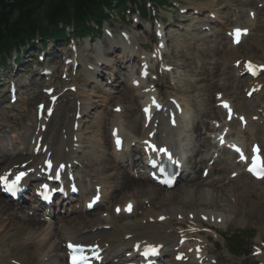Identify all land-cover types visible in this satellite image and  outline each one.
Wrapping results in <instances>:
<instances>
[{
	"label": "bare ground",
	"instance_id": "obj_1",
	"mask_svg": "<svg viewBox=\"0 0 264 264\" xmlns=\"http://www.w3.org/2000/svg\"><path fill=\"white\" fill-rule=\"evenodd\" d=\"M204 1L209 10L206 12L207 17L203 18L205 22L202 25H208L213 31L214 28L210 24L220 23L216 19L219 18L216 0ZM213 8L216 10L214 11ZM213 14L215 17L212 19ZM220 19H224L223 16ZM254 20L257 21V17ZM254 20L246 19L242 26L252 28ZM205 28H200L199 31L198 28H194L192 32L205 34L207 31L202 30ZM128 34L129 31L122 33V35ZM163 38L172 39L165 33ZM247 38L249 36H242L240 43L235 47L228 40L227 50L226 47L213 49L217 46V41L213 42L212 48L195 47L196 42L200 41L198 44H203L202 41H206L204 37L197 35V38L192 39L193 41L186 43L190 49L189 53L176 58L180 60L178 67L182 68L178 73H181V76L193 77H195L193 73H201L199 80L205 90L202 95L200 94L204 104L202 119H199L197 113L194 114L193 126L190 129L192 138L189 136L186 146L182 144V148L175 151V153L182 152L184 158L179 162L182 170H178V178L182 177L183 184L175 187L172 190L174 192L158 189L154 184L148 183L149 179L142 170V160L136 153L138 151L140 155L142 152L151 156L159 154L152 152L145 141L158 148L167 149L170 145L173 151L175 150L177 134L178 140L182 142L180 134L183 133L184 126L180 125V121L186 116L187 100L182 101L179 97H175L180 100L184 110L180 116L181 120L173 124L172 120L169 122L163 120V114L157 112V97L148 95L152 90L149 91L148 87L141 88L136 80L131 82L133 71L142 77L150 67L148 60L140 58L141 51L136 56L134 54L136 47L143 48L144 38L142 41H137L132 33L124 46L119 33L115 31L112 36L104 35L103 40H99L94 45H87L84 42L76 50L73 48L64 50L63 55H68L63 59L61 70H67L68 74H65L71 79L64 85L67 87L66 90L57 89L56 92L59 93H54L57 97L52 105L50 97L42 102V109L46 114L37 123L33 120L30 130L24 133L22 139L16 137L11 141L7 136H0V177L13 182L21 172L26 173L17 187L25 188L26 192H30L33 196L32 200L37 203L32 206L26 204L28 199L23 193L19 198L23 197L17 202L9 200L2 197L0 188V264H67L66 259L70 253L68 246L71 244L86 246V255H93L95 260H103L105 264H112L109 261L118 257L124 249L129 248L128 252L130 249L133 250L132 253H137L141 258L144 249L149 247L157 249L159 246L162 247L161 254L166 255L163 264H213L205 256V245L196 236L199 226L195 225V220L198 221L200 215L206 216L207 219L213 217V220L208 221L209 226L221 228L233 222L237 216L244 218L246 215H254V212L259 210V205L256 202L258 195L255 194L257 192L255 187H252L253 191L247 193L243 186L241 191H237L229 185L228 197L221 185L228 172L229 174L232 172V165L237 171L239 166L234 162L235 155L229 150H220L217 147L214 152L209 151L215 146L208 138L213 128L211 118H216L218 113L211 103V95L215 89L211 90L209 85L213 76L205 70V60L208 57L215 58L214 65L211 66L215 72H217V61L226 63L225 68L231 67L235 59L229 60L228 57L238 55L239 49L242 48L239 47L249 40ZM175 48L167 44L166 54L169 51L174 56ZM241 50L243 56L249 58L250 52ZM184 51L188 52L187 49ZM176 53L180 52L176 50ZM190 54L201 62L200 65L193 61ZM251 57L256 56L251 54ZM134 60L138 63L137 66L133 69L124 68L125 62H134ZM77 63L85 74L81 85L77 83L76 76L71 77L72 69ZM173 71L175 72L176 68ZM173 71L171 72L174 73ZM232 71L233 76L228 74L225 77L227 85H233V77L239 81L240 70L232 68ZM151 81L153 80L149 83ZM259 81L260 79L257 82ZM120 85L125 88L123 93L117 91ZM197 86V84L192 85L193 88ZM129 91L134 92L130 95ZM118 94L119 96H116ZM113 98L117 99L116 103L110 104L107 108L97 100L100 99L105 103ZM121 102L129 106L124 105L122 109L119 105ZM117 105L121 108L119 109ZM98 107L106 109L101 112ZM145 108L149 109V113H145ZM42 109L38 108V111ZM50 109L51 116H47V111ZM149 114L151 120L148 118ZM132 115H135L133 121L130 119ZM257 124L259 123L249 121L244 130L248 131L251 125ZM127 131L133 135L128 134ZM238 133H242L241 129L237 131ZM155 134L157 139L152 141L151 138ZM117 136L121 140L120 147L116 145ZM255 141H259L260 148L264 150L263 134L262 137L257 134V137L249 139L250 143ZM132 142L135 145L131 144ZM212 155L216 159L206 176L202 177L201 172ZM57 173H59L58 179ZM190 173L192 175L188 177ZM239 176L247 177L243 171L238 178ZM205 180H210L207 186H198ZM235 181L237 182L238 179ZM44 185H47L46 190ZM257 185L264 189L262 184ZM71 188L75 189L74 194H70ZM59 189L62 190L61 195ZM36 191H46L50 194L52 206L49 209L37 201ZM95 195L99 196L97 207L103 203L105 205L107 198L116 206L113 209L114 205H112L111 209L108 208L105 212L91 215L86 212L88 211L86 202H90L91 197ZM84 199L85 203L82 204ZM68 201L70 205L69 210L66 211L64 203ZM129 204L132 205L131 212L124 210ZM116 208L120 209L118 213L115 212ZM63 211L66 212L61 214ZM69 214L72 215L68 216ZM178 215L182 217L179 222L186 226L183 235L191 241V243L187 242V246L185 243L177 242L176 230L168 231L165 227L167 224L177 222ZM173 247L178 252L182 248L183 258L178 263L171 258L168 259ZM96 252H99L97 256H95ZM151 257L154 258V255ZM144 262H147V259Z\"/></svg>",
	"mask_w": 264,
	"mask_h": 264
},
{
	"label": "rangeland",
	"instance_id": "obj_2",
	"mask_svg": "<svg viewBox=\"0 0 264 264\" xmlns=\"http://www.w3.org/2000/svg\"><path fill=\"white\" fill-rule=\"evenodd\" d=\"M168 1L169 2L172 1V8H164L163 10H156V13L154 14V16H156L157 19L164 20L165 22H167L165 26V28L167 29L165 32L167 33L168 37H172V39L169 38L170 39L169 44L176 47L174 56H172L171 58L175 56H180L181 58L184 53L188 54L190 51V49H188V47L186 46V43L191 41L190 38H197L198 34L200 36H205L206 38L205 34L192 32V30L195 27H198V28L200 27L199 25L201 24L199 22L200 20H203L204 18L203 10L199 14L194 15L191 9L192 7L196 6L197 3L204 5L205 1L204 0H168ZM257 1L258 0H247V1H244V0H216L215 4H217V8L220 12L219 13L220 16L225 17V19H222V20L218 19V21L225 22V23H219L218 26L211 24L212 26H214L213 31L215 32L220 31L218 33V38H214L215 41L216 40L217 42L220 41V43H218V47H221L222 45H224V42H225L221 38V36H223L222 33H224V30L220 29V26H224L225 28H228L230 24H233L234 14L238 16L237 20L238 19L241 20V17L244 16L246 13V8L249 6H252ZM173 4L175 5L174 7H173ZM184 7L187 8V12H185V14H180L179 8H184ZM259 13L260 15H258V21L256 23L257 26H255V28L251 31V36L248 38L249 40L247 39L248 41L245 42L244 46L242 45L241 46L242 48L241 47L239 48L250 52V55L251 54L255 55L256 58L254 59H256L257 61L264 62V9H260ZM134 18H138L139 20L137 19L134 20ZM145 25H146V22L141 21L139 16L136 15L135 13L131 15L126 14L123 16V18H114L110 22V27H111L113 34L115 33V30L129 31L131 33L135 32L138 34L137 37L141 39L143 37L144 38L143 41L146 42L148 46H150L151 43L154 42L155 37L153 34V29L152 31L148 33H145L143 31L142 26H145ZM103 35L104 33H102L99 39H101ZM72 41H77V45H79L82 41H87V39L72 40ZM95 41L92 45L96 43ZM226 41H227V37H226ZM198 42H196L195 47L198 46L200 48H203L206 46H210V47L213 46V44L208 45L209 43L207 41L205 42L202 41L204 42L203 44H198ZM57 46L58 45L56 44L55 50L52 49L53 52H56V51L57 52L55 53V56L53 55L51 57V59L48 57V59H45V60L43 59L44 61L42 60L41 63H39L37 60L28 61L29 60L28 58L26 59L25 64H21V66L18 65V69L16 71H13V70L8 71V75L14 76V79H13L14 83H16V85L18 86H24V89H19L18 87V92L20 95L15 102H11L9 100V95L7 94L8 92L6 90V86L4 85L0 86V124L5 125L4 129L2 130L0 129V134L5 132V135H7V139L14 141L16 137L20 138L25 132H28V130L30 129V124L34 120V107L37 101L39 100V97L34 98V96H36L37 94L40 97L43 96L41 93V87H42L43 80H41L39 77H36L37 69L38 70L40 68L45 69L46 68L45 66L49 67L51 70L55 71L51 78L52 84L54 86H58V88L64 85V82H62L60 79V75H61L60 72L62 71L61 70L62 61L57 57L63 53V51L66 49V45L63 47H57ZM186 49L188 52L184 51ZM241 49H239L240 53L236 56L231 57L230 60H233L234 58H238V56H240L239 58H243L241 57L243 56V52H241L242 51ZM176 50L177 52H180V53H176ZM28 51L30 52V54L37 55L38 53V50L34 48ZM35 57L37 58V56ZM190 57L193 59L194 62L200 65V61L194 55L190 54ZM23 59L24 58H22L21 61ZM214 59L215 58L208 57L205 60L206 62H209V63L205 62L206 70L209 69V65H214V61H215ZM179 61L180 60L175 59V62H171V65L178 67L177 64L179 63ZM188 62H191V60H188ZM9 68H4V69H9ZM232 68H233L232 66L229 68H225L223 63L222 64L218 63L217 70H216L217 72L215 71L213 72L212 74L213 80L209 82V85H211V90L219 89L218 92H222V93L225 92L226 95H229L233 99L236 97L235 100L237 104L241 107L242 111L249 114V112L245 110L246 108L244 107V104H243V97L241 96L242 95L241 89L235 90L234 83L232 86L225 85L226 84L225 77L228 74L230 75V73L232 74L233 72ZM180 70H182V68L178 67L177 72ZM193 74L197 78L202 76L200 75L201 73H198V74L193 73ZM73 75L74 74L72 73V76ZM75 76L77 77V82L81 84L84 79L83 71L81 70V68L78 67L75 73ZM174 80L177 82L176 88H179L180 90H186V89H189L190 87L186 81L188 80L190 83L193 82V76H178V75L176 76L175 75ZM195 83L198 84L199 86L198 89H200V93H202L204 86L202 85L201 81L197 80ZM212 83L216 85V88L212 85ZM158 84H161L162 87H165V83L163 79H160ZM169 85L172 90L173 86L171 85V83H169ZM240 92H241V95H237ZM161 93L164 94L166 97L168 93H170V90L167 88H163L161 90ZM183 96H185V98L183 99L187 100L186 97L187 98L194 97L196 96V93L189 92V93L183 94ZM114 100L115 99L111 100L110 102L113 103ZM98 103L101 104V102H98ZM256 103L257 101H255V104ZM125 105L127 107L129 106V104H125ZM200 108L201 107H199V109L196 111V113H198V116H200L199 114ZM102 109L103 108H98V110H102ZM134 116L135 115L130 116V119L132 121L134 120L133 118ZM251 130L253 131L254 129H251ZM257 130L260 131L261 129L257 128ZM244 137L249 138L248 131L243 135V138ZM257 184L259 183L251 182L249 181V179L247 180L246 178H243L242 181L238 185L235 186V184H233L231 186L233 190L237 189V191H241L240 189L243 186L244 190L247 193L250 191H253L252 187H255L256 190L260 192L261 194H259L260 196L256 198V202H258V205H259V210L255 211L254 215L252 216L246 215L244 220L240 216H238L239 218L236 219L234 223H231L226 227V233H230L231 231L235 229L243 230L244 232L242 233L240 237L239 244L245 243V241L247 240V237L252 236L249 242L257 248H263V246L261 245V242L264 241V218H263L264 216V189L262 190L261 186H258ZM179 185L181 184H178L175 187H178ZM202 187H205V186H202ZM169 191L174 192L172 190H169ZM227 191H228V186L224 188V192L227 195H229ZM237 191H235V193H237ZM256 194L258 193L256 192ZM109 206L110 205L106 203L104 209L99 207L98 211H106L109 208ZM98 211H95L91 215L97 214ZM70 215L71 214H69L68 216ZM52 227L53 225H50V228ZM226 236H227L226 234H222L221 238H218L219 236H217L215 237V240L208 237L207 246L210 248V251H213V254L217 256L216 258L220 257V260H218L220 263L222 264H257V262H255V259L251 257L248 258L251 261L246 260V259L245 261L240 258L237 259L234 256L233 257L230 256L231 254L229 253V247L231 243L233 242H232V239H230V242L224 241V237ZM235 240L236 238L234 237V242ZM262 259L264 260V254H262Z\"/></svg>",
	"mask_w": 264,
	"mask_h": 264
},
{
	"label": "trees",
	"instance_id": "obj_3",
	"mask_svg": "<svg viewBox=\"0 0 264 264\" xmlns=\"http://www.w3.org/2000/svg\"><path fill=\"white\" fill-rule=\"evenodd\" d=\"M127 0H0V62L21 44L40 38H63L64 26L77 35L90 31L92 21L106 17L103 10Z\"/></svg>",
	"mask_w": 264,
	"mask_h": 264
},
{
	"label": "snow or ice",
	"instance_id": "obj_4",
	"mask_svg": "<svg viewBox=\"0 0 264 264\" xmlns=\"http://www.w3.org/2000/svg\"><path fill=\"white\" fill-rule=\"evenodd\" d=\"M247 30H244V33L246 34ZM235 34L237 35V37L241 34V30L237 29L235 30ZM249 67L251 68V64H249ZM262 68H264V66H261ZM255 71H253V75H255ZM153 103L155 104V101H153ZM156 107L159 108L160 105L156 104ZM225 108H228L229 106L227 104L224 105ZM51 110H49V113H50ZM117 111H119V109H117ZM145 113H149V109L148 108H145L144 109ZM229 118H231V109L229 108ZM149 120H151V115L149 114L148 116ZM241 120H243V117L240 118ZM172 123L175 124V119L173 118L172 120ZM115 135V133H114ZM221 143L223 144L224 141H223V138H221ZM145 144L148 146V148L154 152V153H162L164 155H166L168 157V159L172 162V163H176L175 160L172 159V155L171 153L168 152V150L166 148H158L156 145L150 143L149 141H145ZM116 145L117 147H120L121 145V140L119 139V137L117 136L116 137ZM230 147H232L237 153H239L240 155V160L241 161H245L246 160V157L244 156L243 152L241 149H239L237 146L235 145H230ZM153 165L155 166V161L153 160L152 161ZM49 167H51V164L49 162ZM160 171L163 172L164 169L163 168H160ZM248 171L252 172L253 175H256L258 178H264V164H261L258 160H253V163L252 165L248 168ZM26 173H23L21 172L19 175H17L16 177V180L13 181V183L8 186L7 185V181H6V178H2L0 177V179H3L5 180V184L6 186H8V189L9 191L13 190L16 188V186L19 184L20 180L23 178V176L25 175ZM206 174V173H205ZM235 175V173L233 174ZM56 178L58 179L59 178V173L56 174ZM165 184L171 186V180H165L164 181ZM44 188L45 190L47 189V185H44ZM98 199V198H97ZM91 206V205H90ZM125 211L127 212H131L132 210V205L129 204L125 209ZM120 209L117 208V212H119ZM161 219H163V217H161ZM70 247H72L70 245ZM157 253V249L154 248V247H149L148 249L145 250V252L143 253L146 257L149 256V255H155ZM81 260H86L85 257H81L80 258ZM73 264H77V258L75 256H73Z\"/></svg>",
	"mask_w": 264,
	"mask_h": 264
}]
</instances>
